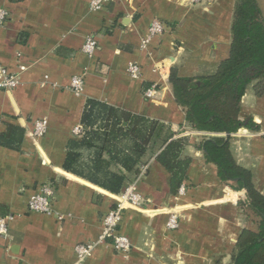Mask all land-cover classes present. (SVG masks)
<instances>
[{"label":"crops","instance_id":"1","mask_svg":"<svg viewBox=\"0 0 264 264\" xmlns=\"http://www.w3.org/2000/svg\"><path fill=\"white\" fill-rule=\"evenodd\" d=\"M258 1L264 12V0ZM233 6L234 0H111L92 11L90 0H0L8 11L0 25V67H25L15 88H0V132L7 123L25 130L20 150L0 145V216H13L8 236L0 237V264H75L76 246L91 242L97 245L83 264L231 263L240 232L257 228L240 205L246 191L221 183L195 148L202 135L185 126L168 79L174 67L182 76L216 72L229 56ZM154 19L166 30L143 46ZM90 35L97 39L93 55L82 50ZM131 63L141 67L140 77L128 74ZM78 74L85 79L80 94L69 87ZM153 85L155 95L145 97ZM87 98L157 119L176 136L189 137L184 192L172 194L170 173L154 155L146 156L147 168L132 185L147 207L126 208L118 226L132 242L128 254L109 239L98 242L118 195L62 168ZM43 118L47 131L34 138L33 121ZM241 119L257 128L232 134L231 150L264 194V92L247 89ZM45 183L55 189L54 214L29 209L30 197ZM175 211L179 227L169 229V212Z\"/></svg>","mask_w":264,"mask_h":264},{"label":"trees","instance_id":"2","mask_svg":"<svg viewBox=\"0 0 264 264\" xmlns=\"http://www.w3.org/2000/svg\"><path fill=\"white\" fill-rule=\"evenodd\" d=\"M230 35L229 56L215 73L182 76L174 67L168 80L185 126L202 135L195 148L202 151L205 162L214 166L221 183L247 190L246 201L240 205L255 218L257 228L240 232L230 264H264V194L257 189L252 171L234 158L231 136L226 138L241 128H257L252 120H242L241 113L250 86L258 95L264 92V12L258 0H234ZM80 126L82 132L67 142L62 165L77 177L119 195L138 178L151 153L170 173L172 194L177 195L188 179L192 157L184 151L189 137L176 136L164 122L87 98ZM24 137V128L7 123L0 132V145L20 150Z\"/></svg>","mask_w":264,"mask_h":264},{"label":"built area","instance_id":"3","mask_svg":"<svg viewBox=\"0 0 264 264\" xmlns=\"http://www.w3.org/2000/svg\"><path fill=\"white\" fill-rule=\"evenodd\" d=\"M111 0H90V9L96 11L108 4ZM203 0H189L190 4H201ZM8 17V11L0 7V25ZM166 30V24L159 19H154L151 22L149 33L147 38L143 41V46L147 44L154 36L164 33ZM97 48V39L94 35L87 37L83 44L82 50L89 55H93ZM25 70L24 66L20 67L19 71L10 72L5 67H0V88L13 89L20 83V74ZM128 74L134 78H138L141 75V67L137 63H131L128 66ZM85 79L84 74L75 75L70 83V89L75 93L80 94L84 89ZM156 93V87L153 85L145 90V97L152 98ZM48 127L47 119H38L33 124L31 135L34 138L43 136ZM82 132L81 126H76L74 133L77 135ZM146 166L141 167V173H144ZM180 192H184V187H181ZM55 189L51 183H46L41 186L38 193L32 195L29 199L28 205L31 211L41 212L45 214H54L53 197ZM148 201L140 193H138L135 187L129 185L121 194L117 196L115 207L111 209L103 219V228L98 242L110 239L113 247L120 253L128 254L132 249L131 240L121 234L118 230V226L123 217L124 210L126 208H138L144 210L147 207ZM62 218V215H58ZM13 219L12 215L0 216V237L6 238L9 231V222ZM167 227L169 229H177L179 227L178 213L169 212V218L167 221ZM97 242L83 243L76 246L77 262L75 264H83L86 259L92 254Z\"/></svg>","mask_w":264,"mask_h":264},{"label":"water","instance_id":"4","mask_svg":"<svg viewBox=\"0 0 264 264\" xmlns=\"http://www.w3.org/2000/svg\"><path fill=\"white\" fill-rule=\"evenodd\" d=\"M231 136V134L230 133H227L226 134V138L228 139L229 137ZM238 179H235V181H237ZM245 191H246V194H247V190L246 189H244ZM113 197V196H112ZM248 202H250V199H248Z\"/></svg>","mask_w":264,"mask_h":264}]
</instances>
